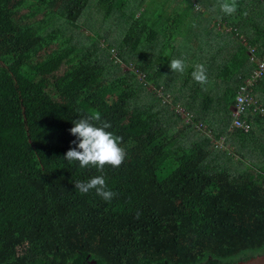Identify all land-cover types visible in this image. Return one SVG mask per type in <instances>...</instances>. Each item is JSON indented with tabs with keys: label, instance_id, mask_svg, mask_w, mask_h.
<instances>
[{
	"label": "trees",
	"instance_id": "trees-1",
	"mask_svg": "<svg viewBox=\"0 0 264 264\" xmlns=\"http://www.w3.org/2000/svg\"><path fill=\"white\" fill-rule=\"evenodd\" d=\"M129 1L0 0V264H210L264 248V115L250 107L244 132L229 114L257 69L250 49L264 59V0L232 15L224 0H138L111 36L105 19ZM206 10L232 27L223 41L189 34ZM254 88L264 107V76ZM96 113L122 137L119 168L63 159L73 121ZM100 175L111 201L75 190Z\"/></svg>",
	"mask_w": 264,
	"mask_h": 264
},
{
	"label": "clouds",
	"instance_id": "clouds-1",
	"mask_svg": "<svg viewBox=\"0 0 264 264\" xmlns=\"http://www.w3.org/2000/svg\"><path fill=\"white\" fill-rule=\"evenodd\" d=\"M238 5L236 0H224L220 4L222 12L226 15H232L237 11ZM170 69L172 72L183 73L185 63L182 59L170 60ZM206 68L202 64L194 66L191 75L194 81L204 85L207 83ZM98 122L99 126H97ZM74 127L70 129L76 140L72 144L77 147L71 148L63 157L68 163L78 161L81 168L95 167L98 171L103 172L106 165L113 168H119L126 158V151L120 147L122 137L115 136L112 132L106 131L111 128V124L101 121L99 113L81 117L73 121ZM78 141V144H77ZM75 190L80 194H87L95 190L105 201H111L117 194L107 189V184L103 175L91 178L86 182L77 181L74 183ZM139 214H137V218Z\"/></svg>",
	"mask_w": 264,
	"mask_h": 264
},
{
	"label": "built area",
	"instance_id": "built-area-1",
	"mask_svg": "<svg viewBox=\"0 0 264 264\" xmlns=\"http://www.w3.org/2000/svg\"><path fill=\"white\" fill-rule=\"evenodd\" d=\"M251 60L257 63V69L245 79L243 84L238 85L234 100L229 108L230 114V129H239L248 132L251 128L247 121L242 119L243 115L247 114L250 107L254 110L259 109L264 115V107L258 103L253 95V90L256 82L264 76V59H259L255 56V49H250ZM223 138H221V141Z\"/></svg>",
	"mask_w": 264,
	"mask_h": 264
},
{
	"label": "rangeland",
	"instance_id": "rangeland-1",
	"mask_svg": "<svg viewBox=\"0 0 264 264\" xmlns=\"http://www.w3.org/2000/svg\"><path fill=\"white\" fill-rule=\"evenodd\" d=\"M137 3H138V0H130L128 2V4H126V8L123 9V12L121 11H117L115 9H113V11L110 13L109 17H107L105 20V24H106V29L107 27L109 26L110 27V31L109 33H111V36L113 35L112 32H115L116 34L120 35V34H123L125 31H124V28H123V24L121 23H117L115 19H119L120 21H125L124 19H120L118 17H125V14H132V12L134 11V9L136 8L137 6ZM85 13H83L84 15ZM81 15L80 17V20H79V23H82L83 21H86L88 24L91 23V21H89L90 19L87 17V18H84V16ZM84 32L86 34H90L91 32H93L94 34L96 33L95 31H92V29L90 28H87V27H84ZM102 32H104V29H102ZM101 32V33H102ZM114 36V35H113ZM112 38H115V37H111ZM101 42H103L105 44V39L102 37V40ZM110 55L112 57H114V59H117L115 58V49L112 48L110 50ZM121 66L124 68V69H132L131 65H128V64H125V63H121ZM2 138L6 141H19L21 140V137L20 135H17L15 133H12L10 130H3L2 131ZM216 143V145L220 148H223L224 145L222 144V141L221 139H217L214 141Z\"/></svg>",
	"mask_w": 264,
	"mask_h": 264
},
{
	"label": "crops",
	"instance_id": "crops-1",
	"mask_svg": "<svg viewBox=\"0 0 264 264\" xmlns=\"http://www.w3.org/2000/svg\"><path fill=\"white\" fill-rule=\"evenodd\" d=\"M195 8L198 11L204 10V7L200 3L196 4ZM211 13H213V14H211ZM211 13L208 12V10L201 12V14L196 17V20L194 22L195 25L198 24V27H194L193 29L190 28L189 34H193L194 36H198V37L202 38V35H211L210 32H213L216 35L217 41L221 42L224 40V38H222L219 33L223 32V31L228 32L229 28H232V27H230V25L226 24L225 21H223V22L218 21L219 17L217 16V14L215 12L211 11ZM151 84L149 86L153 85V84L152 85ZM156 90L160 96L169 97V95H164L163 91L161 89L158 88ZM256 92H257V90H256ZM254 93H255V91H254ZM263 100H262V103H263ZM230 106H229V108H230Z\"/></svg>",
	"mask_w": 264,
	"mask_h": 264
},
{
	"label": "water",
	"instance_id": "water-1",
	"mask_svg": "<svg viewBox=\"0 0 264 264\" xmlns=\"http://www.w3.org/2000/svg\"><path fill=\"white\" fill-rule=\"evenodd\" d=\"M210 264H264V248Z\"/></svg>",
	"mask_w": 264,
	"mask_h": 264
}]
</instances>
